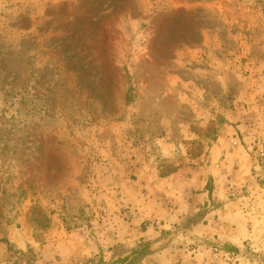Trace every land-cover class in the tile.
I'll return each mask as SVG.
<instances>
[{"label": "rangeland", "instance_id": "rangeland-1", "mask_svg": "<svg viewBox=\"0 0 264 264\" xmlns=\"http://www.w3.org/2000/svg\"><path fill=\"white\" fill-rule=\"evenodd\" d=\"M0 264H264V0H0Z\"/></svg>", "mask_w": 264, "mask_h": 264}, {"label": "crops", "instance_id": "crops-1", "mask_svg": "<svg viewBox=\"0 0 264 264\" xmlns=\"http://www.w3.org/2000/svg\"><path fill=\"white\" fill-rule=\"evenodd\" d=\"M206 168H208L207 167V165H206ZM205 171V170H204ZM206 171H207V174L209 175V171L206 169ZM200 173H203V170L201 171V170H199L198 172H193V174H192V177L190 178L191 180H193V179H195V180H199V177H200ZM203 181V180H202ZM199 183V185H200V188H202L203 187V185H204V181L203 182H198ZM190 194V198L192 199V202H194V203H196V202H198V201H202V200H204L205 198H207V193H198V194H193L192 192H190L189 193ZM189 199V198H188Z\"/></svg>", "mask_w": 264, "mask_h": 264}]
</instances>
